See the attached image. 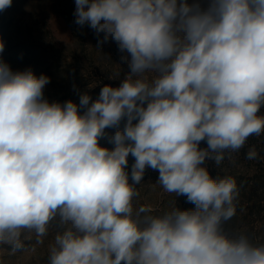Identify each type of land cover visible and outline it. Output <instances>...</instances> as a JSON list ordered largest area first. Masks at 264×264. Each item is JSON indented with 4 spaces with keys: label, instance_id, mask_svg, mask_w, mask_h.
Instances as JSON below:
<instances>
[{
    "label": "clouds",
    "instance_id": "clouds-1",
    "mask_svg": "<svg viewBox=\"0 0 264 264\" xmlns=\"http://www.w3.org/2000/svg\"><path fill=\"white\" fill-rule=\"evenodd\" d=\"M75 5V23L115 41L129 72L94 102L61 104L44 97L50 78L0 61V245L16 252L25 232L38 244L53 232L48 264H264V243L225 227L236 179L204 166L264 134V0ZM147 168L194 209L137 206Z\"/></svg>",
    "mask_w": 264,
    "mask_h": 264
},
{
    "label": "rangeland",
    "instance_id": "rangeland-1",
    "mask_svg": "<svg viewBox=\"0 0 264 264\" xmlns=\"http://www.w3.org/2000/svg\"><path fill=\"white\" fill-rule=\"evenodd\" d=\"M202 2L206 4L207 0ZM75 10V0H12L9 8L0 11V42L4 44L0 61L13 72L31 69L37 77L55 75L44 88V97L50 103L71 100L79 105L82 94L89 95L90 103L94 102L105 85L119 87L129 72L128 65L121 61V56L127 54L121 53L111 39L98 44L104 33L98 36L87 24L75 23ZM125 122H121L119 129L105 130L102 147H113L108 137L123 130ZM128 159L131 183L134 158L129 155ZM158 177L157 170H145L143 180L136 185L137 206L150 204L153 214L170 211L174 206L180 210L194 209L186 196L164 192L157 183ZM52 235L50 232L38 244L33 233L25 232L21 237L25 247L16 252L9 245H0V264H48Z\"/></svg>",
    "mask_w": 264,
    "mask_h": 264
},
{
    "label": "trees",
    "instance_id": "trees-1",
    "mask_svg": "<svg viewBox=\"0 0 264 264\" xmlns=\"http://www.w3.org/2000/svg\"><path fill=\"white\" fill-rule=\"evenodd\" d=\"M56 73L58 75V71ZM53 76L55 75L49 77L54 78ZM260 114L264 115V109ZM253 146L258 152V157L249 160L246 154ZM200 147L206 148V142H201ZM204 166L213 178L232 176L237 181L240 192L237 212L226 223V229L232 233L244 231L255 242L264 243V134L249 137L243 148L232 153L231 159L226 155L220 165L206 160Z\"/></svg>",
    "mask_w": 264,
    "mask_h": 264
}]
</instances>
